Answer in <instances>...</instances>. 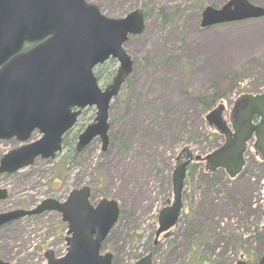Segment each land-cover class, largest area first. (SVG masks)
<instances>
[{"label": "rangeland", "instance_id": "obj_1", "mask_svg": "<svg viewBox=\"0 0 264 264\" xmlns=\"http://www.w3.org/2000/svg\"><path fill=\"white\" fill-rule=\"evenodd\" d=\"M86 1L109 18H121L133 10H140L144 17L142 33L129 35L123 44L133 60V70L109 104L108 148L101 152L99 138H94L80 152L74 149L76 139L73 145L69 144L74 135L77 138L93 122L95 109L86 108L65 134L66 145L54 158H36L30 166L12 174H0V189L7 192L6 199L0 201V213L32 209L48 198L64 201L71 190L87 186L93 204L106 198L116 200L120 206V219L101 253H112L115 257L112 264H134L152 251L158 212L172 199L175 158L189 135L194 132L199 141L192 156L202 157L214 149L207 137L211 132L209 124L203 119L207 111L202 114L191 98L200 97L212 102L213 107L222 103L224 119L228 120V113L242 94L264 93V16L200 28L203 7L219 9L228 0ZM248 1L264 8V0ZM184 7L188 9L183 10ZM159 10L180 12L170 21L161 22ZM116 67L115 62H109L94 69L99 87L110 83ZM215 139L216 145L222 143L221 138ZM20 145L15 139L0 140V156ZM250 156L254 157L248 168L251 174L243 170L242 181L238 182L244 189V179L249 180L252 193L247 201L253 210L264 205V161L254 155L252 140L245 160L251 159ZM253 160L263 162V166L256 169ZM226 188L231 195L235 194V184L229 183ZM202 194L197 172L186 177L181 216L167 236L158 237L152 264L188 262L190 246L196 239L187 236L188 223L196 220L192 225L195 227L201 221L194 214ZM210 196L217 205L216 211L210 214L198 207L204 212V227L211 223V227L216 223L220 229L240 226L247 241L243 248L258 254L260 245L254 234L264 225L263 215L246 214L245 209L230 205L225 212L221 189ZM246 221L251 223L247 231ZM65 237L66 224L55 212L20 218L0 228V260L10 264H45V252L50 250L55 257L65 253ZM169 241H173L171 246ZM223 248L227 260H231L232 249L223 243L217 245L214 255L224 252Z\"/></svg>", "mask_w": 264, "mask_h": 264}, {"label": "water", "instance_id": "obj_2", "mask_svg": "<svg viewBox=\"0 0 264 264\" xmlns=\"http://www.w3.org/2000/svg\"><path fill=\"white\" fill-rule=\"evenodd\" d=\"M263 16V7L247 0H228L219 9L204 7L199 26ZM143 29L140 10L109 18L85 0H0V140L25 143L2 155L0 174H12L36 158H54L61 151L63 136L86 106L95 107L96 112L93 122L77 136L75 150L82 151L94 138H99L102 152L107 149L109 103L133 70L123 44L128 35H140ZM24 44L32 46L23 50ZM108 58L115 59L118 67L111 83L100 88L93 69ZM223 112L218 105L205 115L222 143L204 157L188 156L174 168L172 202L158 213L155 239L178 221L189 163H202L205 173L220 169L235 178L244 168L251 140L255 155L264 160V93L241 95L228 120ZM34 131L40 137L29 142ZM6 197V189H0V201ZM89 197V187L83 186L71 190L62 202L48 198L30 210L0 213V228L26 216L55 211L67 224L66 253L55 258L52 251L45 252L46 264H111L113 254H102L101 248L118 220L119 207L108 199L92 205ZM151 257L148 253L135 264H152ZM0 264L10 263L0 260ZM258 264H264V247Z\"/></svg>", "mask_w": 264, "mask_h": 264}, {"label": "trees", "instance_id": "obj_3", "mask_svg": "<svg viewBox=\"0 0 264 264\" xmlns=\"http://www.w3.org/2000/svg\"><path fill=\"white\" fill-rule=\"evenodd\" d=\"M202 4V3H201ZM188 7H184L183 10H187ZM158 17L161 22H168L171 20L172 17H175L178 15L180 10H176L175 12H170V13H164L161 12V10L158 11ZM30 45L26 44L24 46V49H27ZM109 63V62H108ZM114 63L113 61H110V64ZM235 76V74H234ZM229 80V78H227ZM222 83L225 84V81L223 80ZM190 98V97H189ZM192 103L198 105L201 108L202 114L204 112L209 111L212 107L213 104L212 102H207L204 99L200 97H192L191 98ZM68 134V133H67ZM66 134V135H67ZM64 136L62 139V147L66 145V137ZM208 139L212 140V144L214 145V148L218 145L215 144L216 142V137L221 138L214 132H210L207 135ZM214 137V138H213ZM76 139L75 135L70 139L71 145H73V141ZM215 139V140H214ZM186 145L183 146L181 149V153L183 154H188L190 152H193V150L196 149V147L199 144V141H197V136L194 135V132H192V135H189L188 140L185 143ZM75 149V147H74ZM2 156V155H1ZM0 156V157H1ZM251 159L246 160V164L244 167V171L250 175L249 173V163L252 161L254 157L250 156ZM254 161V160H253ZM255 167L263 166V162H256ZM261 171V170H260ZM197 172V178H198V184L201 189H203V194L201 198V201L198 205L203 208L204 211L210 212L212 214L214 211L217 209V205L214 204V198L210 195H214L217 190L223 191L224 197L221 198V200L224 201V206L226 207L227 205H230L231 208H237V209H245L244 211L246 214H258L263 215L264 218V208H255L253 210L249 209L250 205L248 204L249 202L247 199L250 197V193H252V186L249 182L248 179H244L246 182L245 188L242 189L240 188L239 180L242 181V175L240 174L238 177L235 179H228L224 172L222 170H217L214 173H204L202 166L198 164H190L187 167V176L186 177H192L194 173ZM262 172V171H261ZM264 173V172H263ZM232 183L235 184V194L231 195L228 191V188H226L227 184ZM209 192V196L207 195L206 192ZM249 192V196H246V192ZM204 199V200H202ZM196 208L195 211V216L200 217L201 221L199 222L198 225L193 227V223L196 220L191 219L188 223V237L191 239H194L196 236V239L194 243L190 246V258L188 259V262L186 264H234L239 258L244 257L246 261L250 262L251 264H257L258 261V256L260 255L259 253L262 251L263 245H264V237L262 234L261 229H256V233L254 234V237L257 239L260 249L258 250V254H256L252 249H244L243 246L246 244V240L243 239V231H241L240 226L234 225V227H225L223 229H220L216 224L213 223V227H211L212 223L210 225H207L204 227L202 216L204 214L203 211H201V208ZM228 207H226L225 212ZM229 209V208H228ZM245 220L248 219V216L246 215L244 217ZM198 220V219H197ZM212 222V219H211ZM215 226V227H214ZM245 230L247 231L248 229L251 228V223L245 222L244 224ZM197 229V232L194 233V230ZM220 229V230H219ZM113 230V229H112ZM107 237L110 236V234ZM108 238L105 239L103 243L106 242ZM173 241H169V246H171ZM219 243H223L226 245L227 249L231 248L233 252V258L231 260H227L226 251L225 248L224 252L218 253L214 255V249L217 247ZM115 264V263H114Z\"/></svg>", "mask_w": 264, "mask_h": 264}, {"label": "flooded vegetation", "instance_id": "obj_4", "mask_svg": "<svg viewBox=\"0 0 264 264\" xmlns=\"http://www.w3.org/2000/svg\"><path fill=\"white\" fill-rule=\"evenodd\" d=\"M110 61H113V60H110ZM179 161H182V159L179 160ZM155 240H156V239H154V240H153V243H152V244H153V245H152V248H153V249H154V246L157 244V241H155Z\"/></svg>", "mask_w": 264, "mask_h": 264}]
</instances>
